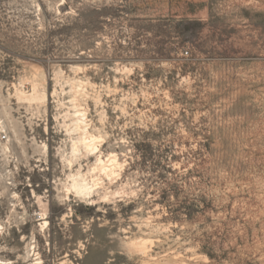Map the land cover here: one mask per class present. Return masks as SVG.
<instances>
[{
  "label": "rangeland",
  "instance_id": "374dc122",
  "mask_svg": "<svg viewBox=\"0 0 264 264\" xmlns=\"http://www.w3.org/2000/svg\"><path fill=\"white\" fill-rule=\"evenodd\" d=\"M0 264H264V0H0Z\"/></svg>",
  "mask_w": 264,
  "mask_h": 264
},
{
  "label": "built area",
  "instance_id": "2783aa9c",
  "mask_svg": "<svg viewBox=\"0 0 264 264\" xmlns=\"http://www.w3.org/2000/svg\"><path fill=\"white\" fill-rule=\"evenodd\" d=\"M2 138L4 139V138H6V136H5V135H3V136H2Z\"/></svg>",
  "mask_w": 264,
  "mask_h": 264
},
{
  "label": "bare ground",
  "instance_id": "6f19581e",
  "mask_svg": "<svg viewBox=\"0 0 264 264\" xmlns=\"http://www.w3.org/2000/svg\"><path fill=\"white\" fill-rule=\"evenodd\" d=\"M78 188H80V186H78Z\"/></svg>",
  "mask_w": 264,
  "mask_h": 264
}]
</instances>
